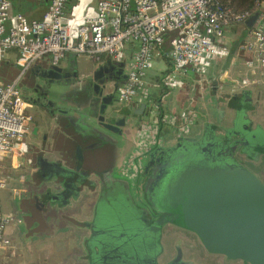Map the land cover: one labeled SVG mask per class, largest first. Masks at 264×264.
Masks as SVG:
<instances>
[{
	"label": "water",
	"instance_id": "water-1",
	"mask_svg": "<svg viewBox=\"0 0 264 264\" xmlns=\"http://www.w3.org/2000/svg\"><path fill=\"white\" fill-rule=\"evenodd\" d=\"M259 13L245 22L251 26ZM258 29L264 32V21ZM240 44L234 41L229 46L222 73ZM76 57L70 53L66 67L33 61L23 77L34 72L27 79L29 87L38 85V76L46 96L41 103L31 94L24 99L57 115L58 125L69 132L74 144L69 165L53 164L56 173L66 177V191L59 197L74 192L70 186L74 182L89 186L96 184L91 175L99 179L94 227L86 242L91 250L89 264L192 263L182 258L180 250L166 262H158L163 251L162 228L167 224L194 232L210 253L243 264H264V183L236 156L238 151L253 159L264 155V127L253 124L250 117L256 105L250 90L226 94L234 117L223 131L216 133L207 123L198 136H176L172 143L151 148L141 176L134 178L129 167H122L117 151L127 121V113L116 106L118 88L126 78L125 63L106 56L79 80ZM112 81L113 90L107 91ZM221 99L214 97L217 107Z\"/></svg>",
	"mask_w": 264,
	"mask_h": 264
},
{
	"label": "built area",
	"instance_id": "built-area-1",
	"mask_svg": "<svg viewBox=\"0 0 264 264\" xmlns=\"http://www.w3.org/2000/svg\"><path fill=\"white\" fill-rule=\"evenodd\" d=\"M46 1V10L36 19L21 11L12 12L11 0H0V61L14 52L20 67L13 80L0 81V189L8 185L7 171L20 168L27 151L25 139L32 115L19 82L37 59L59 64L66 54L74 53L96 62L102 55L124 61L126 78L118 88L117 100L130 106L147 97L145 77L155 58L164 53L165 34L173 33L165 53L171 71L162 74L160 80L165 88L175 90L184 86L189 74L201 78L214 62L224 59L229 48L226 29L243 24L259 11L239 51L251 54L244 60L246 68L264 74V32L258 29L264 21V9L259 10V5L236 11L217 6L213 0H75L67 12L70 0ZM191 109H187L182 123L175 124L171 117L156 112L151 121L142 124V143L146 138L150 146L140 149L139 154L162 144L160 122L174 126L176 136L188 134L195 120ZM141 165H129L134 178ZM13 219L0 202L3 248L10 247L5 229Z\"/></svg>",
	"mask_w": 264,
	"mask_h": 264
},
{
	"label": "crops",
	"instance_id": "crops-1",
	"mask_svg": "<svg viewBox=\"0 0 264 264\" xmlns=\"http://www.w3.org/2000/svg\"><path fill=\"white\" fill-rule=\"evenodd\" d=\"M74 1L70 0L66 5L67 12L71 10ZM261 7L264 9V2ZM46 8V0H11V11H21L29 18H41ZM242 26L240 24L227 28L226 39L233 37V42L242 43L247 34L242 32ZM232 43H228V46ZM167 50L155 58L153 67L145 77L149 90L146 91L147 97L141 102L147 105V113L138 114L134 104L127 113V121L122 127V145L117 148L123 168L126 164L127 167L131 165V157L139 153L140 149L150 146V141H146V138L142 143L140 127L143 123L151 121L156 112L171 117L175 124H178L184 120L187 109L192 108L195 120L190 132L185 136L200 135L207 123L214 127L216 133H220L231 124L234 116L231 106H227L226 94L232 95L242 89H248L252 102L256 104L250 112L253 124L263 123L264 74L246 68L245 56L239 51V46L231 63L228 66L225 64V72L222 73L225 63L222 59L208 68L201 77L202 82L199 83L196 76L189 74L185 79V88L175 90L163 89L158 84L162 72L171 71L170 59L165 54ZM69 54L60 61L62 67L70 65ZM7 56L15 60L14 52H9ZM96 63L84 55L77 56L74 65L77 70L76 78L83 80L89 76ZM110 84L112 82L108 84L107 91ZM214 97L221 99L218 107L213 102ZM28 110L32 115V122L25 139L27 151L22 157L20 168H9L7 171L8 190L6 195L0 198L3 211L14 218L5 229V235L11 244L8 248L0 246V264H89L91 250L86 242L94 227L92 222L100 194L97 183L99 179L91 175L90 178L96 181V184L89 186L74 182L70 185L74 192L71 190L61 199L59 196L66 191V177L56 173L57 167L53 164L69 165L73 158L74 144L69 132L58 125L57 115L33 104H29ZM174 131L171 124L159 123L158 135L162 144L175 140ZM239 155L248 157L242 151L237 152V158ZM147 160L148 155L142 164ZM114 175L119 177L117 170ZM16 188H20L21 192L16 193ZM164 233L162 231L163 251L158 256L160 263H163L164 258L167 261L174 256L169 245L168 249L165 247L164 241L169 243V235ZM205 251L200 250V255L191 252L185 257L193 262L191 264H243L240 260L227 259L221 254L210 253L206 249Z\"/></svg>",
	"mask_w": 264,
	"mask_h": 264
},
{
	"label": "flooded vegetation",
	"instance_id": "flooded-vegetation-1",
	"mask_svg": "<svg viewBox=\"0 0 264 264\" xmlns=\"http://www.w3.org/2000/svg\"><path fill=\"white\" fill-rule=\"evenodd\" d=\"M32 75H34V72H31L27 77L30 79V78L33 77ZM28 78H24V77L22 76V78H21V80H20V82H19V87H20L21 91L23 92V95L25 96V95H27V94H31V95H33V97L35 98V100H36L37 103H41L42 101H44L45 96H46V94H45L46 90L43 89V88H41V86H40V85L43 84V82L40 80L41 78H38V76H36V81H35V83H37L38 85L35 86V84H34L32 87H29V82H27V79H28ZM196 81H197V80H196ZM114 82H115V81H112V84L109 85V90H108V91H112V90H113V87H114L113 84H114ZM33 88H35L34 93L31 92V90H32ZM107 89H108V88H107ZM166 89H167V88H166ZM168 90H169V89H168ZM48 98H49V97H48ZM37 106H39V104H37ZM116 106H117V107H120V109H122L124 113H129V112H130V108H132V104H131L130 106L122 105V104H120V103L118 102V100H116ZM136 156H137V157H136ZM146 156H147V153H144V154L142 153V155H140L139 153H137L136 155H134L133 157H131V159H130V163L132 164L133 162H136V163H139V164H140V163H142V162L144 161V158H145ZM239 156H240V157H238L239 160H241V161L244 162V163L248 162V164H249V163H252V162H256V160H257V159L255 160V159H253V158H251V157H246L245 155H244V156L239 155ZM254 160H255V161H254ZM143 164H144V163H143ZM143 164H142V165H143ZM126 165H127V164H126ZM126 165H125V167H126ZM142 165H141V166H142ZM125 167H124V168H125ZM126 168H127V167H126ZM142 168H143V166H142ZM142 168L139 169V170H136V172H137V174H138L139 177H140L141 174H142ZM127 169H128V171H130L129 168H127ZM253 171H254L256 174H258V172H256L255 170H253ZM156 173H157V172H156ZM119 185H120L121 190L123 191V193H126V191H127L126 186H125L124 184H122V183H120ZM165 227H166L165 229H164V227H163L164 232H165L166 230H168L169 228L171 229L170 231L175 230L174 228L178 229V228L175 227V226H171V227L165 226ZM173 227H174V228H173ZM163 229H162V231H163ZM179 229H180L181 231H184V232L188 233V234H186V236L189 237L188 239L191 240V242L189 243L190 245L188 246V244H186L185 242H182V243H181V242H178L177 240H175L174 236L170 234L169 239H168V240H169V243L167 242V240H166V242L164 243L166 249H168L167 246L169 245L170 250L174 252V255L177 254L178 250L182 251V252H183V253H182V258H183L184 260H187V258H188V257H185V256H187L186 249H188L189 247H192L193 242L196 243V244L199 246L198 248H197L196 246L192 248V252H193V254L198 253V254L200 255V250L203 251V252H206L204 246H203V245H200L201 242H200L198 236H197L194 232L189 231V230H186V229H183V228H180V227H179ZM166 243H167V245H166ZM181 244H182L183 246H181ZM185 248H186V249H185ZM189 254H190V253H189ZM164 256H165V255H164ZM164 262H166V259H165V258L163 259V263H164ZM191 262H192V261H191ZM192 263H193V262H192ZM189 264H191V263H189Z\"/></svg>",
	"mask_w": 264,
	"mask_h": 264
},
{
	"label": "trees",
	"instance_id": "trees-1",
	"mask_svg": "<svg viewBox=\"0 0 264 264\" xmlns=\"http://www.w3.org/2000/svg\"><path fill=\"white\" fill-rule=\"evenodd\" d=\"M217 6L223 7V8H231L236 11H244L249 10L251 8H254L255 6L259 5V10H262L261 4L264 2V0H213ZM264 15V11H263ZM32 18V17H30ZM243 29L242 32H248L250 29V26L244 22L242 24ZM233 29V28H232ZM173 36L172 32H168L164 35V42L162 45L163 51L167 50L169 47V38ZM245 58H250V53H243ZM20 72V67L16 65L15 60L11 59L10 57L6 56L0 61V81L8 82L13 80ZM161 78V77H160ZM160 78L158 79V84L161 86V88L166 89ZM198 82H202V78L197 77ZM181 88H185L182 86ZM150 97V96H148ZM151 102V101H150ZM152 103V102H151ZM134 109L138 114H146L147 113V105L145 102H141V100H138L134 103Z\"/></svg>",
	"mask_w": 264,
	"mask_h": 264
},
{
	"label": "rangeland",
	"instance_id": "rangeland-1",
	"mask_svg": "<svg viewBox=\"0 0 264 264\" xmlns=\"http://www.w3.org/2000/svg\"><path fill=\"white\" fill-rule=\"evenodd\" d=\"M234 26V25H233ZM233 38V37H232ZM232 38H227V42L228 43H232L233 42V39ZM103 57H102V59L103 58H105L106 56L105 55H102ZM164 72H162V74H163ZM161 74V75H162ZM23 76V75H22ZM22 78V77H21ZM21 80V79H20ZM161 87V86H160ZM147 90H149L148 89V87H147ZM150 92V91H149ZM234 117V116H233ZM243 123V122H242ZM143 124H145V123H143ZM255 124V123H254ZM240 126H242V125H240ZM262 126L264 127V120H263V123H262ZM243 129V128H242ZM252 154H254V155H256L255 154V152L254 153H252ZM254 159L256 160V162H252V163H249L248 164V162H246V163H244V162H242L241 160V162L243 163V165L244 166H247L248 168H250L252 171L253 170H255L256 172H258V176H259V178H260V180L264 183V155H259V156H256V157H254ZM254 160V161H255ZM138 188H139V191H141V188H140V186H138ZM7 190L8 189H6V187L5 188H3V189H0V198L3 196V195H6V193H7ZM141 193V192H140ZM135 195H136V197H137V199L139 198V194L138 193H135ZM138 202H140V204H144L143 203V201H142V198H139L138 200H137ZM168 227H171V226H168ZM166 227L164 226V229H165ZM174 228V227H173ZM178 229H176V228H174L175 230H172V231H170L171 229L169 228L168 230H166L165 231V235H169L170 236V234L171 235H173L174 236V238H175V240H177L178 242H185L186 244H188V246L190 245L189 243L191 242V240L190 239H188L189 237H187L186 236V234H188V233H186V232H184V231H181L180 229H179V227H177ZM163 229V228H162ZM164 229H163V231H164ZM164 242H166V241H164ZM168 242V241H167ZM181 246H183L182 244H181ZM197 247L198 248V245L196 244V243H194L193 242V245H192V247H189L188 249H186V252H187V255H190L189 253H191L192 252V248L193 247ZM156 249H159V246L158 245H156ZM196 259H198L197 257H196Z\"/></svg>",
	"mask_w": 264,
	"mask_h": 264
}]
</instances>
